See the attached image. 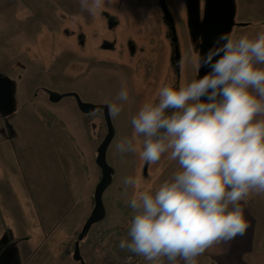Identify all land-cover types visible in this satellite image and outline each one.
<instances>
[{
  "label": "rangeland",
  "instance_id": "rangeland-1",
  "mask_svg": "<svg viewBox=\"0 0 264 264\" xmlns=\"http://www.w3.org/2000/svg\"><path fill=\"white\" fill-rule=\"evenodd\" d=\"M164 1L177 27V43L170 39L159 0H112L95 16L81 10L80 0H0V88L8 89L0 91L7 107L0 115V137L6 139L3 146L11 150V168L18 169L27 161L33 171L39 168L40 182L25 167L26 182L39 184L36 187L51 184L50 189L55 185L57 206L62 198L70 197L71 205L64 204L60 212L67 219L65 233L73 236L68 251L74 264H85L87 248L102 244L103 225L116 227L117 234L128 237L125 225L132 211L127 199L136 191H154L178 169L167 154L157 164L142 161V138L136 141V153L121 156L116 150L122 138L132 136V116L143 103L156 99L160 87H178L199 79L200 69L186 59L201 55V45L189 42L186 0ZM234 2L230 35L253 38L264 31V0ZM103 42L113 43L114 48L103 47ZM173 44H177L176 57ZM122 84L130 98L117 118L110 117L114 138L106 161L113 176L103 195L106 217L80 240L102 179L97 156L108 125L102 109L82 112L73 94L82 102L108 106ZM48 92L64 96L52 102ZM47 167L55 171V181L44 175ZM127 176L139 183L135 189L129 188L126 196L122 181ZM261 200L264 195L252 198L254 204ZM77 245L81 261L74 258ZM122 253L117 264H136L135 254L126 249ZM141 259L143 264L149 263Z\"/></svg>",
  "mask_w": 264,
  "mask_h": 264
},
{
  "label": "clouds",
  "instance_id": "clouds-1",
  "mask_svg": "<svg viewBox=\"0 0 264 264\" xmlns=\"http://www.w3.org/2000/svg\"><path fill=\"white\" fill-rule=\"evenodd\" d=\"M112 0H80L95 16ZM207 73L178 87L165 84L131 118L132 136L116 144L146 164L167 154L178 169L154 191L134 192L119 248L150 264H198V257L243 236L249 227L241 202L264 195V31L255 37L218 36L203 55L186 58ZM185 61L180 62L183 69ZM122 84L108 114L129 101ZM139 181L123 179L124 194Z\"/></svg>",
  "mask_w": 264,
  "mask_h": 264
},
{
  "label": "crops",
  "instance_id": "crops-1",
  "mask_svg": "<svg viewBox=\"0 0 264 264\" xmlns=\"http://www.w3.org/2000/svg\"><path fill=\"white\" fill-rule=\"evenodd\" d=\"M0 91L8 89L0 88ZM6 109L0 98V115ZM5 143L6 139L0 137V264H74L71 250L68 251L73 236L65 233L67 219L60 212L64 204L71 205L70 197L62 198L63 202L57 206L54 182V189L49 188L51 184L36 187L39 184L26 182L25 167L40 182L39 168L33 171L29 161L18 169L11 168V150L3 146ZM54 174L51 168L44 170V175L52 176L53 181ZM258 196L261 195L250 197L247 203L241 202L249 225L246 233L207 250L198 257V264H264V200L252 202ZM101 229L102 244L87 248L89 255L85 264L121 262L123 253L119 242L128 237L117 234L116 227L103 225ZM135 258L136 264H143L140 256Z\"/></svg>",
  "mask_w": 264,
  "mask_h": 264
},
{
  "label": "water",
  "instance_id": "water-1",
  "mask_svg": "<svg viewBox=\"0 0 264 264\" xmlns=\"http://www.w3.org/2000/svg\"><path fill=\"white\" fill-rule=\"evenodd\" d=\"M161 1V6L166 15L168 8L164 0ZM188 15L190 27L195 34L201 36V55L206 53L214 44L216 38L221 34H231L234 26L235 4L234 0H206L203 19L201 20L200 0H189ZM208 69L200 68L199 78L207 73ZM52 102H58L64 95L56 92H48ZM78 101L79 108L84 113H91L96 109H102L105 112V117L108 125V134L98 149L97 164L102 170V179L98 184L94 199V210L84 226L80 235V240H83L86 233L91 229L94 224L99 223L106 217V210L103 203V195L107 188L112 184L113 170L109 167L106 161L108 148L114 138V129L112 126L111 118L108 114V106L93 105L90 103L82 102L78 95L73 94ZM76 261H81L80 248L77 245L75 248ZM83 264V263H82Z\"/></svg>",
  "mask_w": 264,
  "mask_h": 264
},
{
  "label": "flooded vegetation",
  "instance_id": "flooded-vegetation-1",
  "mask_svg": "<svg viewBox=\"0 0 264 264\" xmlns=\"http://www.w3.org/2000/svg\"><path fill=\"white\" fill-rule=\"evenodd\" d=\"M160 4L161 1L159 0ZM187 3V10H186V24H187V31H188V36H189V42L195 47H198L199 45H201V36L199 34H195V32L193 31V29L190 27V22H189V15H188V3L189 0H186ZM205 0H200V12H201V20L203 19V15H204V10H205ZM165 19L167 20V24L169 25V34H170V39L174 40L177 43L178 41V36H177V27L175 25V22L173 20V18H171V16L169 15H164ZM84 42V41H83ZM102 46L107 47V49H112L114 48V44L113 43H105L103 42ZM177 44H173V50L175 52V57H176V52H177ZM46 91H49L47 89H45Z\"/></svg>",
  "mask_w": 264,
  "mask_h": 264
}]
</instances>
